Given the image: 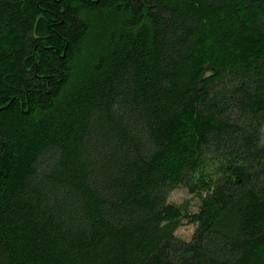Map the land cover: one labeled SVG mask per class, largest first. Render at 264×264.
<instances>
[{
	"label": "trees",
	"instance_id": "obj_1",
	"mask_svg": "<svg viewBox=\"0 0 264 264\" xmlns=\"http://www.w3.org/2000/svg\"><path fill=\"white\" fill-rule=\"evenodd\" d=\"M0 264H264V0H0Z\"/></svg>",
	"mask_w": 264,
	"mask_h": 264
},
{
	"label": "rangeland",
	"instance_id": "obj_2",
	"mask_svg": "<svg viewBox=\"0 0 264 264\" xmlns=\"http://www.w3.org/2000/svg\"><path fill=\"white\" fill-rule=\"evenodd\" d=\"M191 205H192V211L196 212L197 208L193 206H195L196 201L193 199V197L191 195L188 194V192L186 191V189L184 188H179L176 191H174L172 193V195L170 196V204H174V205H182L184 204L187 200H191ZM195 231V226H193L192 224H188V222H182V226L181 228L177 231L176 235H178V237H182L186 240H189L193 233Z\"/></svg>",
	"mask_w": 264,
	"mask_h": 264
}]
</instances>
